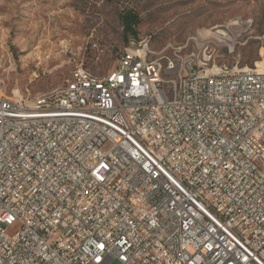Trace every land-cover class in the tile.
<instances>
[{
    "label": "built area",
    "instance_id": "built-area-1",
    "mask_svg": "<svg viewBox=\"0 0 264 264\" xmlns=\"http://www.w3.org/2000/svg\"><path fill=\"white\" fill-rule=\"evenodd\" d=\"M134 38L104 76L0 98V264H264V52Z\"/></svg>",
    "mask_w": 264,
    "mask_h": 264
},
{
    "label": "rangeland",
    "instance_id": "rangeland-1",
    "mask_svg": "<svg viewBox=\"0 0 264 264\" xmlns=\"http://www.w3.org/2000/svg\"><path fill=\"white\" fill-rule=\"evenodd\" d=\"M129 11L141 23L126 39L122 17ZM133 37L148 38L151 57L163 61L199 51L197 37L217 62L256 67L264 0H0V98L60 92L78 64L104 76Z\"/></svg>",
    "mask_w": 264,
    "mask_h": 264
},
{
    "label": "trees",
    "instance_id": "trees-1",
    "mask_svg": "<svg viewBox=\"0 0 264 264\" xmlns=\"http://www.w3.org/2000/svg\"><path fill=\"white\" fill-rule=\"evenodd\" d=\"M122 22L124 25L126 39H128V35L130 34L136 36L137 27L141 23V19L139 18L138 14L133 11H129L123 15Z\"/></svg>",
    "mask_w": 264,
    "mask_h": 264
},
{
    "label": "bare ground",
    "instance_id": "bare-ground-1",
    "mask_svg": "<svg viewBox=\"0 0 264 264\" xmlns=\"http://www.w3.org/2000/svg\"><path fill=\"white\" fill-rule=\"evenodd\" d=\"M195 38H196V37H195ZM227 39H231V37L228 36ZM257 66H261V62H258V63H257Z\"/></svg>",
    "mask_w": 264,
    "mask_h": 264
}]
</instances>
